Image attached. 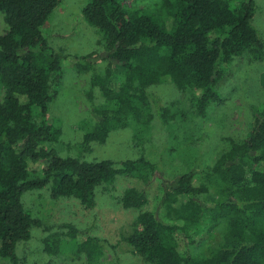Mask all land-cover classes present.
<instances>
[{
  "label": "trees",
  "instance_id": "1",
  "mask_svg": "<svg viewBox=\"0 0 264 264\" xmlns=\"http://www.w3.org/2000/svg\"><path fill=\"white\" fill-rule=\"evenodd\" d=\"M63 1L0 0L8 26L0 36V87L6 91L0 100V259L18 264V245L30 241L35 229H51L26 209L27 193L47 189L54 200L76 199L92 209L97 188L131 177L144 187L123 193L122 206L139 214L122 239L143 263L264 264V112L255 113L248 136L230 140L210 168L174 180L144 155L84 159L115 131L133 128L141 143L155 115L164 124L184 120L182 113L157 105L153 86L189 92L201 118L220 104L225 68L244 54L264 61V39L253 23L256 1L163 0L148 13L128 8V0H88L83 15L97 32V50L82 57L49 43L45 26ZM67 57L90 80L92 123L77 157L60 155L63 128L50 116ZM154 184L156 204L145 210ZM219 224L225 242L208 255L194 254ZM65 228L88 261L103 257L87 231ZM45 247L48 253L58 249L48 241Z\"/></svg>",
  "mask_w": 264,
  "mask_h": 264
},
{
  "label": "rangeland",
  "instance_id": "2",
  "mask_svg": "<svg viewBox=\"0 0 264 264\" xmlns=\"http://www.w3.org/2000/svg\"><path fill=\"white\" fill-rule=\"evenodd\" d=\"M255 1L253 23L264 39V0ZM87 3L88 0H64L55 10L45 26L53 48L62 49L73 57L97 50V32L83 15ZM162 4L163 0L127 1L128 8L148 13L158 11ZM7 31L6 16L0 11V36ZM68 58L63 63L65 76L50 116L63 128L62 142L57 146L60 155L77 157L80 156L78 144L85 127L92 123L87 97L90 80ZM219 91L221 103L211 105L206 116L201 118L191 104L189 92H180L171 84L151 87L157 105L171 108L175 114L182 113L184 120L173 119L164 124L155 115L141 143L135 140L133 128L115 131L106 144H94L84 159L90 162L119 161L144 155L159 164L169 180L192 170L210 168L229 148L230 140H242L248 136L255 113L264 112V61L253 60L247 54L237 58L225 68V79L221 81ZM5 94V89L0 87V100ZM176 147L181 148L173 151ZM131 187L142 189L144 186L135 178L119 177L114 183L97 188L96 204L92 209L85 208L76 199L54 200L47 189L27 193L23 198L26 209L34 217L47 220L51 229H35L30 241L18 245V264H145L122 239L130 235L139 214V211L127 210L121 204L124 191ZM150 190L151 204L145 210L153 209L159 195L157 184ZM65 225L87 231L102 246L103 257L97 262L88 261L86 255L78 251L77 239L70 237ZM225 238L224 226H215L209 239L196 248L194 254L208 255L209 250L222 245ZM46 241L53 247L58 246L55 253L45 250ZM0 264L11 262L0 259Z\"/></svg>",
  "mask_w": 264,
  "mask_h": 264
}]
</instances>
